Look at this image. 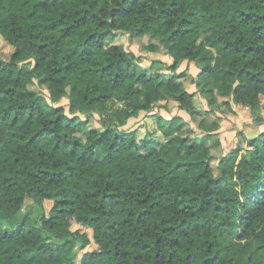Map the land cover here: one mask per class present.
<instances>
[{
	"label": "trees",
	"instance_id": "trees-1",
	"mask_svg": "<svg viewBox=\"0 0 264 264\" xmlns=\"http://www.w3.org/2000/svg\"><path fill=\"white\" fill-rule=\"evenodd\" d=\"M118 31L159 38L168 73L107 45ZM0 35L15 47L0 56V264H77L92 239L79 264H264V130L224 154L180 115H158L166 142L123 127L165 100L207 130L184 61L199 90L210 78L220 102L260 111L264 0H0ZM115 97L104 127L78 114Z\"/></svg>",
	"mask_w": 264,
	"mask_h": 264
},
{
	"label": "rangeland",
	"instance_id": "rangeland-1",
	"mask_svg": "<svg viewBox=\"0 0 264 264\" xmlns=\"http://www.w3.org/2000/svg\"><path fill=\"white\" fill-rule=\"evenodd\" d=\"M148 42L157 44L156 51H150L146 48ZM106 44H122L126 50L134 53L137 56L135 62L137 63L139 71H143L146 68L148 75L152 77L153 71L161 70L162 72L168 73V65L172 63V58L167 54L165 45L157 37L151 40L148 37L144 38H132L129 33L124 31H118L116 37L107 38ZM15 50V47L11 45L2 35H0V56L3 59H9ZM178 71H182L184 76L180 79L182 85L189 91H194V102L196 106L201 110L202 115L205 117L206 129L201 128L198 121H195L191 116L184 110L179 109L175 102L167 103L165 100L158 101L151 111L142 110L136 116H132L128 119L127 123L123 125L124 128L136 129L138 139L149 136L154 133L155 138L160 142H166L167 137L164 134V130L159 128L158 115H162L166 118H171L174 115H180L184 120L191 125L196 135H205L201 144H211L217 139L222 142V148L224 154L229 153L233 148L238 145L245 144V137H252L264 130V97H262V108L257 113H253L249 106L241 104L231 98L229 104H224L217 100L214 96L215 85L212 79L208 78L204 80L202 84V90H199L197 86V77L200 71L199 66L195 62L184 61ZM36 88L42 95L54 105H63L66 112L70 114V105L72 97H63L59 101H52L49 97L48 82L44 79H36ZM140 89L139 98H143L141 89L143 85L137 79L131 82ZM128 83L126 82L120 91L127 89ZM169 105L170 109H165V105ZM122 105L119 98L115 97L110 100L105 106L97 105L95 109H89L86 106H82L81 111L78 112L82 117L90 115L92 123L97 126L104 127L107 123L111 122L113 117L111 116V110ZM217 152V151H216ZM181 159L188 157L183 156ZM215 172H218L217 163L218 157L211 161ZM30 202V200H28ZM46 210L51 206L50 202L45 204ZM77 224H73L75 229ZM78 226V225H77ZM92 239V230L85 229ZM74 244L72 249H75ZM97 248V244L92 239L84 249L78 251L76 255V263L79 264L85 257L91 255V252ZM77 249V248H76ZM76 249L74 251H76ZM66 253L70 254L71 250L69 247L65 250Z\"/></svg>",
	"mask_w": 264,
	"mask_h": 264
}]
</instances>
